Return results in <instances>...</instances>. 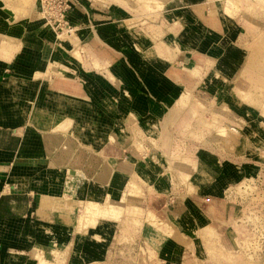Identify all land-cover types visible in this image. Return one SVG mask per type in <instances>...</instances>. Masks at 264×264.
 <instances>
[{"label":"rangeland","instance_id":"obj_1","mask_svg":"<svg viewBox=\"0 0 264 264\" xmlns=\"http://www.w3.org/2000/svg\"><path fill=\"white\" fill-rule=\"evenodd\" d=\"M34 16L83 69L133 75L140 53L146 84L161 71L172 93H159L169 103L181 90L192 110L161 131L163 144L141 140L147 155L131 148L147 168L130 173L123 197L84 203L82 239L91 231L97 251L73 242L65 264H264V0H36ZM192 38L211 43L209 58L189 53ZM178 72L174 90L166 76Z\"/></svg>","mask_w":264,"mask_h":264},{"label":"crops","instance_id":"obj_2","mask_svg":"<svg viewBox=\"0 0 264 264\" xmlns=\"http://www.w3.org/2000/svg\"><path fill=\"white\" fill-rule=\"evenodd\" d=\"M35 5L0 0V264H65L73 242L78 252L82 245L97 251L88 243L91 231L82 239L84 203L97 201V192L123 197L130 173L147 168L133 165L131 159L143 156H131V148L146 154L145 137L153 147L163 144L161 131L181 127L192 111L179 105L181 90L167 102L172 90L161 89V71L146 84L140 53L138 75L124 67L92 72L80 57H65L69 44H53L56 36L35 19ZM192 40L188 49L198 51L191 54L213 48ZM156 58L153 63H160ZM173 76L166 78L175 90L182 75ZM135 78L138 89H131ZM164 253L172 254L168 247Z\"/></svg>","mask_w":264,"mask_h":264},{"label":"bare ground","instance_id":"obj_3","mask_svg":"<svg viewBox=\"0 0 264 264\" xmlns=\"http://www.w3.org/2000/svg\"><path fill=\"white\" fill-rule=\"evenodd\" d=\"M2 43V42H1ZM9 45V44H8ZM4 52V51H3ZM5 53V52H4ZM6 114V113H5ZM104 196V195H103ZM103 198V197H102ZM107 198L106 196H104V199ZM37 249V248H36Z\"/></svg>","mask_w":264,"mask_h":264}]
</instances>
